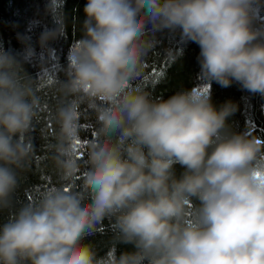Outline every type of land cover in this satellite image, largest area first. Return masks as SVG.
<instances>
[{
	"label": "clouds",
	"instance_id": "obj_1",
	"mask_svg": "<svg viewBox=\"0 0 264 264\" xmlns=\"http://www.w3.org/2000/svg\"><path fill=\"white\" fill-rule=\"evenodd\" d=\"M264 0H87L83 35L73 41L64 79L23 65L37 58L28 36L14 53L0 47V264H264V140L233 132L236 105L211 102V82L264 96ZM40 33V47L64 34ZM198 45L202 84L153 99L143 84L156 33ZM171 49L166 50V56ZM41 77L60 93L48 145L57 181L14 208L13 197L36 153L32 133ZM95 115L84 155L77 151L81 106ZM86 157V159H85ZM183 171L176 176L174 165ZM77 181L79 183L77 184ZM14 209V210H13ZM111 221L113 239L134 251L100 258L86 235Z\"/></svg>",
	"mask_w": 264,
	"mask_h": 264
},
{
	"label": "trees",
	"instance_id": "obj_2",
	"mask_svg": "<svg viewBox=\"0 0 264 264\" xmlns=\"http://www.w3.org/2000/svg\"><path fill=\"white\" fill-rule=\"evenodd\" d=\"M48 2L49 0H0V47L20 53L24 45L17 39V35L28 36L36 50L37 58L31 63H25L24 70L35 78L40 72L39 55L43 53L45 57H49V66H53L50 75L56 71L57 77L64 79L62 69L67 64L69 48L74 40L83 35V8L87 0H62L59 13L63 19L64 34L48 42V47L53 50L51 54L42 49L38 42L42 31L56 27L53 15L46 7ZM257 23H264V5L260 9ZM156 39L158 43L145 61L143 77V84L151 97L167 99L180 90H191L200 86L202 81L199 78L198 45L192 42L185 44L180 41L178 33L168 31L156 33ZM168 49L172 50L173 58L171 55L166 56ZM40 79L43 86L37 85V94L41 97L42 104L32 133L36 153L29 168L21 173L20 188L13 197L14 208H18L22 202L35 200L40 191L57 181L48 145L55 142L57 125L52 120L51 113L60 102L61 96L43 77ZM199 90L210 91L211 102L216 107L226 101L236 105L234 114L227 122L231 131L248 132L264 140V96L249 93L236 83L225 88L211 82L209 88L204 85ZM81 112L80 122L83 130L77 151L83 156L86 140L91 138L94 130L95 115L85 105L81 106ZM260 158L264 159V151L261 152ZM174 170L179 177L183 168L176 164ZM9 212V209L0 210V224L7 221ZM113 236L111 221L106 218L103 221V230L86 235L82 243L91 245L97 258L103 257L113 244L117 256L122 252L135 250L132 244L117 242Z\"/></svg>",
	"mask_w": 264,
	"mask_h": 264
},
{
	"label": "snow or ice",
	"instance_id": "obj_3",
	"mask_svg": "<svg viewBox=\"0 0 264 264\" xmlns=\"http://www.w3.org/2000/svg\"><path fill=\"white\" fill-rule=\"evenodd\" d=\"M80 143H81L80 141H77V146H80Z\"/></svg>",
	"mask_w": 264,
	"mask_h": 264
}]
</instances>
